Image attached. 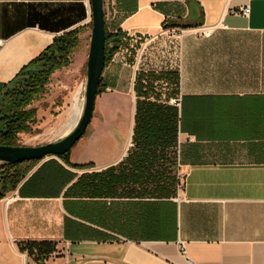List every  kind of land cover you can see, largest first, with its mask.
Here are the masks:
<instances>
[{
    "label": "crops",
    "instance_id": "obj_1",
    "mask_svg": "<svg viewBox=\"0 0 264 264\" xmlns=\"http://www.w3.org/2000/svg\"><path fill=\"white\" fill-rule=\"evenodd\" d=\"M112 4V32L124 40L105 67L97 120L69 153L90 167L49 157L17 202H7L16 191L0 201V264H264V0ZM245 8L248 17L237 14ZM91 23L90 0H0V93L56 37ZM173 73L182 98L176 158L159 168L184 185L152 198L151 184L135 179L146 173L145 153L130 148L137 79L152 83L155 101L170 89L156 78ZM91 141L95 152L78 160ZM28 241L57 249L37 263L19 250Z\"/></svg>",
    "mask_w": 264,
    "mask_h": 264
},
{
    "label": "trees",
    "instance_id": "obj_2",
    "mask_svg": "<svg viewBox=\"0 0 264 264\" xmlns=\"http://www.w3.org/2000/svg\"><path fill=\"white\" fill-rule=\"evenodd\" d=\"M81 33L82 30L76 29L56 37L53 43L22 68L11 82L3 86L0 93V146H18L19 135L31 133L32 128L38 124L37 110L32 108V105L47 92L46 87L51 76L58 70L72 65L74 53L80 46ZM123 38L120 31L109 32L106 26V65L120 49ZM144 79V75L137 79V96L142 99L139 98L137 102L132 149L145 153L143 159L148 166L143 175L137 170L135 179L136 182L151 184L147 189L152 198H169L181 179L178 174H174L172 177L175 181L169 174L170 170L163 167L160 169L159 165L169 168L172 162H175L179 132L177 109L164 104L159 95L155 96V101L149 100L152 83L145 89ZM156 80L172 82L175 85L173 93L177 95L176 74L161 75ZM102 92L101 82L98 96ZM60 159L75 169L90 167L71 164L69 154ZM37 163L0 164V201L27 182ZM18 246L22 253H27L37 263H42L57 249V244L52 241L21 242Z\"/></svg>",
    "mask_w": 264,
    "mask_h": 264
},
{
    "label": "rangeland",
    "instance_id": "obj_3",
    "mask_svg": "<svg viewBox=\"0 0 264 264\" xmlns=\"http://www.w3.org/2000/svg\"><path fill=\"white\" fill-rule=\"evenodd\" d=\"M113 4L112 0H105V15H106V26L109 32H112V19H113ZM91 34H92V24L88 26V28L82 30L80 35L81 44L78 49V54L74 59L72 66L70 69H66L63 71L64 73H60L54 79L55 82H52V77L56 73H54L50 78V83L46 87L47 92L39 99V101L34 102L36 106H39L41 110L44 111L43 116L38 119V124L32 128L31 133L21 134L18 139V146L20 147H39L48 143L56 142L62 139L65 134L68 132V126L59 132V128L63 122H68L67 114L70 112L73 102L75 100L76 95L78 96V101L84 102L85 99V85H86V72H87V61L90 49L91 42ZM69 68V67H68ZM61 69V70H63ZM58 70V71H61ZM62 72V71H61ZM58 80V84H57ZM162 82V81H161ZM53 84V90L50 86ZM65 87H63V86ZM165 83H158V91H162V87ZM169 90H166V94L163 96L166 97V100L175 97L173 90L175 89V85L173 83H169ZM60 89L59 91L57 89ZM63 93H67L68 95L63 97ZM70 93V94H69ZM163 97L162 95L158 94ZM167 100V101H168ZM33 104V105H34ZM65 104H68L65 108ZM32 105V106H33ZM97 113L94 112L91 123L93 124L97 120ZM67 120V121H66ZM93 127L91 126L90 129ZM88 129L84 136L87 135ZM102 129H97L95 132V136L93 139H97L102 136ZM89 134V133H88ZM94 141V140H93ZM89 142V149L85 150L83 154L78 152L77 158L78 160L85 159L90 153L92 154L94 151V142ZM79 142L74 146V148H78ZM77 150V149H76ZM172 177V174L169 173ZM175 180V178H174ZM178 180V179H177ZM176 181V180H175Z\"/></svg>",
    "mask_w": 264,
    "mask_h": 264
},
{
    "label": "water",
    "instance_id": "obj_4",
    "mask_svg": "<svg viewBox=\"0 0 264 264\" xmlns=\"http://www.w3.org/2000/svg\"><path fill=\"white\" fill-rule=\"evenodd\" d=\"M92 34L87 61L85 99L81 117L62 139L39 147L0 146V164L40 162L49 157L61 158L85 135L93 118L98 91L106 66L105 0H90Z\"/></svg>",
    "mask_w": 264,
    "mask_h": 264
},
{
    "label": "built area",
    "instance_id": "obj_5",
    "mask_svg": "<svg viewBox=\"0 0 264 264\" xmlns=\"http://www.w3.org/2000/svg\"><path fill=\"white\" fill-rule=\"evenodd\" d=\"M237 14H240L242 16H245V17H248L249 14H250V9L249 8H245L241 11H239ZM200 35L202 37H210L211 35V31L210 30H203L200 32ZM168 103L171 105V106H174L176 108H180L181 107V103H182V98L180 96H175V97H172L168 100ZM133 143L130 144V148H133ZM183 182L182 180H180V184L177 186V191L178 193H181L182 189H183ZM19 200V194L18 192L16 191L14 193V195L12 197H9L7 198V202H17Z\"/></svg>",
    "mask_w": 264,
    "mask_h": 264
},
{
    "label": "bare ground",
    "instance_id": "obj_6",
    "mask_svg": "<svg viewBox=\"0 0 264 264\" xmlns=\"http://www.w3.org/2000/svg\"><path fill=\"white\" fill-rule=\"evenodd\" d=\"M83 105H84V102L80 103L78 101V96L76 95L75 100H74L73 105H72V109H71L69 116L67 118V120H69V123L63 122L59 128L60 129L59 132H61L63 129H65L66 125L68 126V132L66 134H68L75 127V125L77 124V122L79 121V119L81 117V114L83 111Z\"/></svg>",
    "mask_w": 264,
    "mask_h": 264
}]
</instances>
